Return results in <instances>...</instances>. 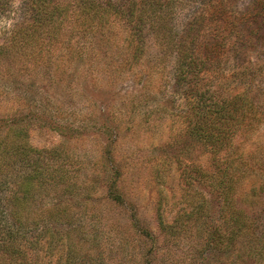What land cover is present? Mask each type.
<instances>
[{
	"label": "rangeland",
	"instance_id": "1",
	"mask_svg": "<svg viewBox=\"0 0 264 264\" xmlns=\"http://www.w3.org/2000/svg\"><path fill=\"white\" fill-rule=\"evenodd\" d=\"M221 4L228 19L236 18V28L224 29L229 37L222 51L209 61L204 79L189 83L187 93L170 73L154 71V48L143 54L144 78L117 66L124 52L82 45V31L72 39L71 62L32 65L5 59L0 66V136L11 132L10 126L24 125L29 133L24 139L44 153H56L48 160L51 165L68 167L72 179L86 187L72 194L61 188L55 196L46 193L36 199L40 207L70 200L74 218L64 217L66 223L52 222L50 227L61 233L71 229L75 264H264V0L184 3L176 8L174 20L180 28L198 9L215 10ZM20 5L21 0H8L0 15V44L14 23L24 19ZM216 21L209 11L198 23L203 29L200 44L221 40L216 30L223 23ZM197 85L208 88L217 100H231L229 130L238 127L236 118L243 114L229 137L230 149L223 150L228 158L220 164L229 166L235 179L245 174L234 199L245 210L246 233L233 242H205L214 228L211 223L226 236L231 229L221 218L225 213L215 192L208 194L207 215L180 234L171 236L160 226L161 220L172 222L185 206L184 180L198 179L200 164L218 169L213 154L187 132L196 119L190 98ZM242 91L249 100L236 96ZM232 150L237 157L229 165ZM194 188L190 185L191 191ZM79 202L86 207L78 209ZM82 222L88 232L80 230ZM35 231L27 233L29 238ZM62 244L53 254L44 247L37 250V258L28 254V264H66Z\"/></svg>",
	"mask_w": 264,
	"mask_h": 264
},
{
	"label": "trees",
	"instance_id": "2",
	"mask_svg": "<svg viewBox=\"0 0 264 264\" xmlns=\"http://www.w3.org/2000/svg\"><path fill=\"white\" fill-rule=\"evenodd\" d=\"M199 1L202 0H21L24 19L14 23L11 33L0 44V66L4 65L5 59L14 64L32 65L49 64L57 59L71 62L74 58L72 39L82 31L81 35L85 38L82 45L87 44L95 51L103 48L104 52H124L117 66L142 77L146 75L143 72V54L147 49L154 48L158 60L154 71L159 74L166 72V75L170 73L174 84L187 93L189 83L204 79L202 73L209 72V61L222 51L221 47L229 37L228 33H223L224 29L229 27L232 32L236 28V18L228 19L226 5L222 4L215 10L198 9L178 28L174 20L176 8L184 3ZM7 7L8 0H0V15ZM209 11L217 24L223 23L216 30L221 40L217 41L215 37L214 41L203 45L199 43L203 29L198 23L208 16ZM61 48L72 51L63 53ZM143 87H146L144 81ZM193 90L195 96L190 100L196 119L187 132L213 154L216 160L213 163L218 169L210 170L200 164L199 178L184 180L186 189H183L181 198L185 206L180 207L172 222L161 220L160 226L166 234H180L201 216L207 215L211 201L208 202V194L215 192L225 213L221 218L231 224V229L226 236L213 222L214 228L209 231L205 242L218 244L225 238L233 242L246 233L245 210L234 199L245 174L240 173L235 179L229 166L220 164L228 158L227 151L223 150L230 149L229 137L239 128L243 114L240 118L234 115L238 127L229 130L227 120L231 100L215 99L203 85H197ZM246 93L242 91L236 96L246 99ZM8 131L11 132L6 131L4 136H0V264H28V254L37 258V250L43 247L45 252L53 254L61 243L67 248L65 263L75 264L77 249L71 241V229L61 233L50 227L52 222L66 223L64 217H68L69 221L74 218L76 211L70 200L61 199L40 207L36 206V199L46 193L55 196L61 188L72 194L82 192L86 187L72 179L68 167L51 165L48 160L56 157V153L51 150L44 153L29 144L23 137L29 134L24 125L10 126ZM233 153L232 150L229 165L235 164L232 162L237 156ZM118 174L113 173V186ZM194 182L200 188H194ZM190 185L194 188L192 191ZM78 206V209L86 207L85 202H79ZM162 210H165L164 207ZM30 222H33L32 225ZM90 222L96 227L93 220ZM86 226L85 222L79 224L80 230L88 232ZM32 231L36 233L29 238L27 233ZM94 231L95 228L91 234Z\"/></svg>",
	"mask_w": 264,
	"mask_h": 264
}]
</instances>
